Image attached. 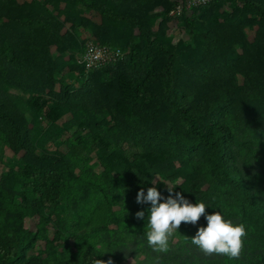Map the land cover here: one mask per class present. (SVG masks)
I'll return each mask as SVG.
<instances>
[{"label": "trees", "instance_id": "trees-1", "mask_svg": "<svg viewBox=\"0 0 264 264\" xmlns=\"http://www.w3.org/2000/svg\"><path fill=\"white\" fill-rule=\"evenodd\" d=\"M60 1L67 16L80 6L98 14L101 24L86 21L89 36L72 45L79 50L75 58L58 57L48 69L47 58L40 57L45 74L33 71L35 61H19L1 42L6 31L0 27V50L7 49L0 51V264H93L95 258L112 264H264V110L252 108L264 98V71L239 70L238 84L235 67L191 70L195 82L184 83L183 50L162 41L149 21L151 10L162 8L167 21L180 6L181 23L192 28L200 20H190L185 10L214 8L217 21L221 4L229 1L254 16L264 35V0L189 7L188 0H51L55 9ZM44 11L0 0L2 23L30 34L34 27L48 28L49 34L66 27L58 15ZM119 29L127 34L117 36ZM217 33L208 28L200 37L214 49L224 45ZM90 41L121 54L86 70L79 58ZM65 67L78 79V90L67 87ZM5 68L59 83L58 103L9 94ZM43 107L47 125L41 128L24 109L37 117ZM60 110L72 114L63 126L56 122ZM169 185H176L173 195L181 192L192 204L205 202V215L196 224L182 222L170 250L157 254L144 237L151 205L137 203L136 196L155 186L166 198ZM220 209L247 226L239 258L208 257L185 241L207 226L206 215ZM138 211L145 212L143 219Z\"/></svg>", "mask_w": 264, "mask_h": 264}, {"label": "rangeland", "instance_id": "rangeland-1", "mask_svg": "<svg viewBox=\"0 0 264 264\" xmlns=\"http://www.w3.org/2000/svg\"><path fill=\"white\" fill-rule=\"evenodd\" d=\"M8 1L14 4V6H32L34 9L36 7H43L47 12L51 11L52 14L58 15L66 24V27L60 31L53 30L55 34L54 32L53 34H49L47 32L48 28L45 27H34L33 34H30L12 22H0V27H3L6 31L5 38L3 37L1 42L5 41L7 46L13 48L20 62L24 64L28 62V64H31L35 61L37 64L35 70H33L35 72L40 71L44 73L42 67H40L42 66V62L39 60L40 57L45 56L47 58L45 65L48 69L51 67V62L57 60L58 57L59 60H66L70 57L75 58L79 50L72 48V45L89 36L86 21L93 22L96 25L101 24V19L98 14L80 6L73 8L70 15L67 16V6L63 1L58 3V9L53 7L51 0ZM171 1L181 3V0ZM223 2L219 8V14L221 15L217 21L212 19L214 8H201L196 11L185 10V16L190 17V20L193 17L200 20L192 28L184 26L181 23L179 18L181 10L175 9L169 12L167 14V21H162V8H156L150 11L149 21L152 30L158 34V37L162 41L177 44L183 50V66L180 67V72L183 77L182 82L184 83L193 84L195 82L191 70L213 68L218 72H226L232 67H235L236 73H239V70H244L248 73H262L264 71V35L257 32L255 17L240 12V3L234 9V6L229 1ZM47 12L44 11L47 16H50ZM208 28H215L217 30V34L221 37V42H224V45L218 44L212 49L205 44L204 39L200 37V33L206 31ZM65 34H68L66 35L67 37ZM122 34L125 35L127 32L119 29L117 36H123ZM5 50L7 49L3 48L0 51L4 52ZM2 73L4 76L2 78L3 82L12 85V87L7 89L9 94L20 95L22 99H26L29 96H40L49 100V104L54 102L58 103V96L55 95V92H60V85L59 83H53L51 85L47 82L46 76L38 77L32 73H24L21 71L13 72L11 68L3 69ZM61 76L65 80L67 87L72 91L79 89V81L73 73H69L68 67L64 68ZM236 81L238 84H241L242 76L240 73L237 74ZM211 89L214 88L212 87ZM205 91L200 90V98L203 99V96H207L204 95ZM208 93H210L209 89ZM259 102L262 103L255 104L252 108L255 110H264V98ZM29 109H24L26 118L30 119L31 122L34 120L37 121L38 126L41 128L45 127L47 122L42 116L47 112L48 107H43L37 117L35 116V111ZM58 114L59 118L56 122L59 126H63L72 116L71 112H63L62 110ZM62 133L63 136L67 134L65 131ZM61 149L64 150V147L61 146ZM8 155H11V153H8Z\"/></svg>", "mask_w": 264, "mask_h": 264}, {"label": "clouds", "instance_id": "clouds-1", "mask_svg": "<svg viewBox=\"0 0 264 264\" xmlns=\"http://www.w3.org/2000/svg\"><path fill=\"white\" fill-rule=\"evenodd\" d=\"M153 183L155 184V182ZM175 186L169 185V195L166 198L162 197L155 186L149 187L146 194L141 188L136 196L137 203L151 205L147 210L144 237L147 246L157 254L167 253L170 250L172 237L182 222L196 224L200 217L205 215V202L198 200V203L192 204L181 192H175L173 195ZM136 217L143 219L145 212L138 211ZM206 220L207 226L200 227L191 238L185 237V241H190L202 254L208 257L239 258L244 250V241L248 235L245 223L226 218L222 209L206 215ZM93 264H112V262L95 258Z\"/></svg>", "mask_w": 264, "mask_h": 264}, {"label": "built area", "instance_id": "built-area-1", "mask_svg": "<svg viewBox=\"0 0 264 264\" xmlns=\"http://www.w3.org/2000/svg\"><path fill=\"white\" fill-rule=\"evenodd\" d=\"M211 0H188L187 6L204 5ZM180 10V6H177ZM121 54L119 49H113L109 46L87 42L85 50L81 54L79 61L84 65L86 70H94L103 64L116 60Z\"/></svg>", "mask_w": 264, "mask_h": 264}]
</instances>
